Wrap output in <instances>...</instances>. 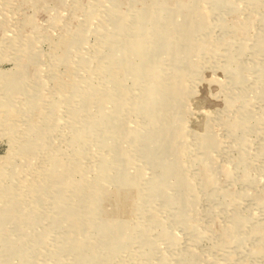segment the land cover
Returning a JSON list of instances; mask_svg holds the SVG:
<instances>
[{"label": "rangeland", "instance_id": "obj_1", "mask_svg": "<svg viewBox=\"0 0 264 264\" xmlns=\"http://www.w3.org/2000/svg\"><path fill=\"white\" fill-rule=\"evenodd\" d=\"M0 264H264V0H0Z\"/></svg>", "mask_w": 264, "mask_h": 264}, {"label": "bare ground", "instance_id": "obj_2", "mask_svg": "<svg viewBox=\"0 0 264 264\" xmlns=\"http://www.w3.org/2000/svg\"><path fill=\"white\" fill-rule=\"evenodd\" d=\"M143 29V28H142ZM130 37V36H129ZM141 39V38H140ZM158 72V71H157ZM158 79V78H157ZM155 84H156V82H155ZM166 84V83H165ZM156 87V86H155ZM35 91V90H34ZM27 92V91H26ZM28 93V92H27ZM164 97V96H163ZM40 102V101H39ZM158 102V101H157ZM156 106H157V104H156ZM155 110H156V107H155ZM8 115V114H7ZM155 122V121H154ZM219 122V121H218ZM217 123V122H216ZM4 161V160H3ZM102 163H104V164H106V162H102ZM3 165V164H2ZM4 166V165H3ZM43 167V166H42ZM43 169V168H42ZM53 170V169H52ZM7 171V170H6ZM37 172V171H36ZM46 174V173H45ZM11 175V174H10ZM42 175V174H41ZM9 179V178H8ZM43 179V178H42ZM28 188V187H27ZM21 190V189H20ZM16 191V190H15ZM16 197V196H15ZM7 200V199H6ZM14 200V199H13ZM15 201V200H14ZM96 204H98L97 203V200L96 201H93V203H92V205L93 206H95ZM92 206V207H93ZM77 222V221H76ZM97 255V254H96Z\"/></svg>", "mask_w": 264, "mask_h": 264}]
</instances>
